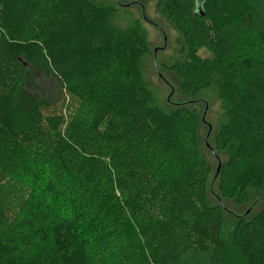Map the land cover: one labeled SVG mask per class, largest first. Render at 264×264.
Instances as JSON below:
<instances>
[{
  "label": "trees",
  "instance_id": "16d2710c",
  "mask_svg": "<svg viewBox=\"0 0 264 264\" xmlns=\"http://www.w3.org/2000/svg\"><path fill=\"white\" fill-rule=\"evenodd\" d=\"M199 5L157 0L191 61L165 67L182 98L167 114L143 82L147 42L92 45L89 0H0V264H235L226 214L243 263L264 264V0ZM211 62L241 104L203 154ZM28 66L58 82V104L28 88Z\"/></svg>",
  "mask_w": 264,
  "mask_h": 264
},
{
  "label": "rangeland",
  "instance_id": "374dc122",
  "mask_svg": "<svg viewBox=\"0 0 264 264\" xmlns=\"http://www.w3.org/2000/svg\"><path fill=\"white\" fill-rule=\"evenodd\" d=\"M103 13L101 16L90 15V19L86 22L89 26L92 45L105 44L107 38L110 37V32H115L120 37H135L140 36L147 42L148 53L143 57L140 69L145 87L152 94V103L167 114H171V105L182 103L180 95L172 97L171 103L168 102L171 89L167 84L160 79L155 63L154 50L164 47V35L167 37L166 48L157 53L158 66L161 68L162 75L176 86L175 79L165 71V67L175 64L183 65L191 61L184 52L185 44L181 34L176 30L174 25L163 15L157 8V0H120L122 5H130L129 8H124L118 5L116 0H89ZM140 4L145 7L147 18L153 22L155 26L145 22L142 19V9ZM106 23V28H103V23ZM161 29V33L158 29ZM199 56L203 59H212L211 52L201 50ZM211 87L208 90L202 91L197 100L200 103L196 104L198 115L202 119L206 112V122L212 126V131L218 130L219 127L228 121L230 115L241 104V99L237 92L230 88L224 80L219 76L215 65L211 62ZM27 85L28 88L38 94L42 101L52 106L59 103V84L53 78L46 77L42 72L28 66L27 67ZM178 93V91H176ZM207 134V128L204 126V132L201 138V150L205 154L204 139ZM211 143V141L209 140ZM210 145V144H209ZM207 155V154H206ZM210 159V158H209ZM213 172L217 169V160L212 157ZM250 184V203L261 197V194L256 188V177H251ZM229 207L238 212H244L246 207H238L234 202L229 203ZM235 226V218L225 215L224 237L228 243V251L230 260L235 264H245L241 259L239 252L234 247L231 239L232 231ZM197 264H203L197 262Z\"/></svg>",
  "mask_w": 264,
  "mask_h": 264
},
{
  "label": "water",
  "instance_id": "95a60500",
  "mask_svg": "<svg viewBox=\"0 0 264 264\" xmlns=\"http://www.w3.org/2000/svg\"><path fill=\"white\" fill-rule=\"evenodd\" d=\"M116 2L118 3V5H120L121 7H124V8H129V7L132 6L133 4H136V2H134V3L130 4V5H122L120 0H116ZM202 2H203V0H199V4H200V5L198 6V10H199L200 12H201V10H202V7H201ZM140 7H141V9H142L143 20H144L145 22H147V23L153 25L154 23L151 22V21L147 18V16H146L145 7H144L143 5H141V4H140ZM153 26H155V25H153ZM155 27H156V26H155ZM156 28H157V27H156ZM158 30H159L161 33H163V31H162L160 28H159ZM163 35H164V43H165V45H164V47H162L161 49H156V50H154V63H155V67H156V70H157V73H158L160 79H162L163 82H164L165 84H167V85L170 87V89H171L170 96L168 97V102L171 103L172 97H173V95H174V90H173V88L169 85V83H168L167 80L164 78V76L162 75V73H161V71H160V69H159V66H158V62H157V53H158L159 51H163V50H165V48H166L167 37H166L165 33H163ZM202 120H203V122L208 126V133H207V136H206V139H205V143H206L207 148L210 149V150H212V149H211V146L209 145V138H210V136H211V134H212V126H211L210 124L206 123V112L204 113V116H203V119H202ZM212 152L214 153V151H212ZM218 160H219V159H218ZM220 171H221V163H220V161H218V167H217L216 174H215V176H214V180H213V182H212V186H211V188L213 187V185H214L216 179L218 178V176H219V174H220ZM218 200H219L220 204L222 205V207L225 208L224 203L222 202V200L219 199V198H218ZM251 209H252V208H250V209L246 212L245 215H248V214L251 212Z\"/></svg>",
  "mask_w": 264,
  "mask_h": 264
}]
</instances>
